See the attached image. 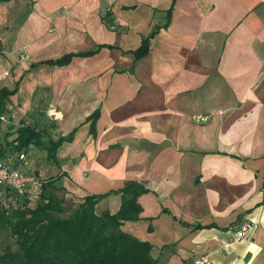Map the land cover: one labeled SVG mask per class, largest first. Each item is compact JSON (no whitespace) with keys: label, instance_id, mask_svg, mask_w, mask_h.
<instances>
[{"label":"crops","instance_id":"0c3cea01","mask_svg":"<svg viewBox=\"0 0 264 264\" xmlns=\"http://www.w3.org/2000/svg\"><path fill=\"white\" fill-rule=\"evenodd\" d=\"M17 51L25 119L75 133L54 167L67 197L141 183L123 230L159 264H264V0H10L0 54ZM121 206L111 194L97 212Z\"/></svg>","mask_w":264,"mask_h":264},{"label":"trees","instance_id":"16d2710c","mask_svg":"<svg viewBox=\"0 0 264 264\" xmlns=\"http://www.w3.org/2000/svg\"><path fill=\"white\" fill-rule=\"evenodd\" d=\"M149 41L150 38L144 40L133 52L137 60L148 54ZM95 53H70L39 64L65 66L74 57ZM16 92L17 89H0V162L23 168L26 165L20 155H26L28 164L36 149L45 152L47 160L60 168L59 150L64 143L73 141L75 133L56 138L47 126L29 119L14 124L7 104ZM95 117L97 114L92 118ZM4 121L9 123L6 129ZM29 176L40 181L39 194L20 195L6 185L0 186V231L9 230L17 245L16 250L7 248L0 254V264H159L151 243L123 230L125 222L141 220L143 208L138 200L149 192L145 185L128 182L118 191L89 195L76 203L58 183L60 176L49 181L42 173ZM111 194L122 195L119 212L98 213V203Z\"/></svg>","mask_w":264,"mask_h":264},{"label":"rangeland","instance_id":"374dc122","mask_svg":"<svg viewBox=\"0 0 264 264\" xmlns=\"http://www.w3.org/2000/svg\"><path fill=\"white\" fill-rule=\"evenodd\" d=\"M8 14L9 12L7 9L6 17L8 16ZM28 64L29 63L26 61H20V56L18 51L13 53L7 52L5 55L2 56L0 54V76L3 75V73L5 72L9 73V76L7 78L0 81V89L2 87H6L9 90L17 89V92L15 93V95L11 96L7 104L8 110L10 112L12 111L13 113L16 112L14 110H16L17 108H21L20 109L21 111H18V115H20V117L16 116V118L14 119L15 121L14 124L16 125L19 124L22 119H25L26 116L25 112H27L28 110L27 107L23 106L24 102L20 103V101H18V99L15 98L19 92V86L21 83V77H18L17 75V68L21 65L24 66ZM23 92L25 93V97H26V95L28 94L26 84H24ZM25 97L24 99L26 100ZM5 117L8 119V115H6ZM3 126L4 129H6V127L9 126V123H7V121H4ZM28 164L29 165L28 166L26 165L27 167L24 169V173L28 175L42 173L43 178L46 181L52 180L53 178H57V176L59 177V175H55L56 169L54 168V165L47 160L45 152H41L35 149L33 152V157H30ZM15 205L16 204L12 206ZM7 248L16 250L17 245L15 239L13 238L9 230L3 228L0 231V254H3Z\"/></svg>","mask_w":264,"mask_h":264},{"label":"built area","instance_id":"2783aa9c","mask_svg":"<svg viewBox=\"0 0 264 264\" xmlns=\"http://www.w3.org/2000/svg\"><path fill=\"white\" fill-rule=\"evenodd\" d=\"M8 76L9 73L5 72L0 76V80L5 79ZM53 115L55 118H59L58 113L54 112ZM197 119L205 120L206 118L198 117ZM19 159L24 162L25 165H27L25 154H21ZM3 185L8 186L11 190L17 192L20 195H25L27 192L32 194L40 193V181L24 173L22 166L12 167L0 162V186ZM251 229L252 227L250 225H246L241 230L237 231L235 233L236 240L246 238L248 236V232H250ZM196 264H211V262L208 256H203L197 259Z\"/></svg>","mask_w":264,"mask_h":264}]
</instances>
